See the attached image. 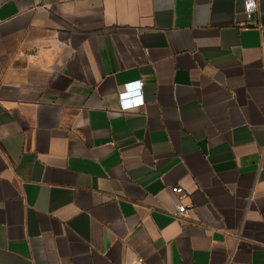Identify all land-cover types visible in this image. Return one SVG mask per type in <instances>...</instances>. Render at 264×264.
Masks as SVG:
<instances>
[{
  "label": "crops",
  "instance_id": "1",
  "mask_svg": "<svg viewBox=\"0 0 264 264\" xmlns=\"http://www.w3.org/2000/svg\"><path fill=\"white\" fill-rule=\"evenodd\" d=\"M246 1L0 0V264H264Z\"/></svg>",
  "mask_w": 264,
  "mask_h": 264
},
{
  "label": "built area",
  "instance_id": "2",
  "mask_svg": "<svg viewBox=\"0 0 264 264\" xmlns=\"http://www.w3.org/2000/svg\"><path fill=\"white\" fill-rule=\"evenodd\" d=\"M255 7V0L246 1V10L249 14L255 10ZM143 86V80L128 82L124 85V88L119 92V99L123 110H132L144 105L145 100L143 95ZM172 192L179 196H182L184 194V190L181 187H173ZM187 211V205L179 204L177 207L176 215H183Z\"/></svg>",
  "mask_w": 264,
  "mask_h": 264
}]
</instances>
